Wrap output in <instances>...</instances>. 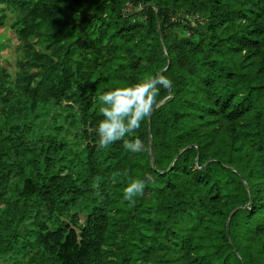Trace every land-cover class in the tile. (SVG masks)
Returning <instances> with one entry per match:
<instances>
[{
	"label": "trees",
	"instance_id": "1",
	"mask_svg": "<svg viewBox=\"0 0 264 264\" xmlns=\"http://www.w3.org/2000/svg\"><path fill=\"white\" fill-rule=\"evenodd\" d=\"M133 1L0 0V264H264V0ZM158 74L142 150H98L99 96Z\"/></svg>",
	"mask_w": 264,
	"mask_h": 264
},
{
	"label": "clouds",
	"instance_id": "2",
	"mask_svg": "<svg viewBox=\"0 0 264 264\" xmlns=\"http://www.w3.org/2000/svg\"><path fill=\"white\" fill-rule=\"evenodd\" d=\"M162 86L170 87L171 81L158 74L130 87L116 88L100 95L103 119L95 129L99 137L98 150L123 141L126 150L133 153L141 151L143 145L139 139L129 140L125 137L139 129L141 123L151 115ZM145 186L146 180L136 178L124 187L123 199L130 207L135 206V198L144 193Z\"/></svg>",
	"mask_w": 264,
	"mask_h": 264
},
{
	"label": "rangeland",
	"instance_id": "3",
	"mask_svg": "<svg viewBox=\"0 0 264 264\" xmlns=\"http://www.w3.org/2000/svg\"><path fill=\"white\" fill-rule=\"evenodd\" d=\"M4 9L3 5H0V16H2ZM15 21V17L6 12V20L4 25L0 26V57L1 64L4 65L11 76L17 70V62L21 59V44L17 40L15 33L10 29V25ZM1 264H10V261H3Z\"/></svg>",
	"mask_w": 264,
	"mask_h": 264
},
{
	"label": "water",
	"instance_id": "4",
	"mask_svg": "<svg viewBox=\"0 0 264 264\" xmlns=\"http://www.w3.org/2000/svg\"><path fill=\"white\" fill-rule=\"evenodd\" d=\"M134 1H136V0H134ZM134 1H133V2H134ZM168 64H169V62H168ZM157 107H158V106H157ZM157 107H156V108H157ZM156 108H155V109H156ZM153 111H154V110H153Z\"/></svg>",
	"mask_w": 264,
	"mask_h": 264
}]
</instances>
